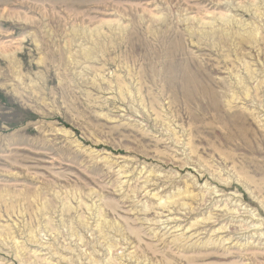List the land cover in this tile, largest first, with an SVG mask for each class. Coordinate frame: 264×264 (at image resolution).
I'll use <instances>...</instances> for the list:
<instances>
[{
  "label": "rangeland",
  "instance_id": "obj_1",
  "mask_svg": "<svg viewBox=\"0 0 264 264\" xmlns=\"http://www.w3.org/2000/svg\"><path fill=\"white\" fill-rule=\"evenodd\" d=\"M0 264H264V0H0Z\"/></svg>",
  "mask_w": 264,
  "mask_h": 264
},
{
  "label": "bare ground",
  "instance_id": "obj_2",
  "mask_svg": "<svg viewBox=\"0 0 264 264\" xmlns=\"http://www.w3.org/2000/svg\"><path fill=\"white\" fill-rule=\"evenodd\" d=\"M211 254H213V253H207V254L198 255V256H196V258H198L200 260H203V259H206L207 260V259H211V258H223V259L225 258L224 255H221L220 257H218V256H215L214 255L215 253L213 255H211Z\"/></svg>",
  "mask_w": 264,
  "mask_h": 264
}]
</instances>
